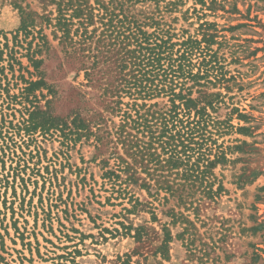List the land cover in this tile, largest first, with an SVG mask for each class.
<instances>
[{
  "label": "rangeland",
  "instance_id": "rangeland-1",
  "mask_svg": "<svg viewBox=\"0 0 264 264\" xmlns=\"http://www.w3.org/2000/svg\"><path fill=\"white\" fill-rule=\"evenodd\" d=\"M247 7L248 0H239L240 13L220 12L224 16L216 20L223 26L245 24L225 34L240 44L243 60L231 68L247 79L235 92L243 107H256L258 150L252 160L217 168L226 189L220 195L187 207L171 198L154 219L147 206L133 207L128 196L117 197L102 177L115 168L111 142L98 149L94 136L70 141L66 129L33 128L34 108L59 120L76 113L90 117L101 109L98 92L82 85L79 65L40 18L51 16V5L0 0V264H264V11L253 7L248 15ZM23 11L48 41L37 52L43 59L39 68L26 55L39 34L18 33ZM255 46L262 50L254 60L247 56ZM39 79L43 84L30 85ZM236 136L252 141L231 137ZM103 158L109 159L104 168ZM243 165L247 172L263 171L238 186L235 174ZM135 197L149 200L145 190Z\"/></svg>",
  "mask_w": 264,
  "mask_h": 264
},
{
  "label": "trees",
  "instance_id": "trees-1",
  "mask_svg": "<svg viewBox=\"0 0 264 264\" xmlns=\"http://www.w3.org/2000/svg\"><path fill=\"white\" fill-rule=\"evenodd\" d=\"M41 1L52 12L40 18L79 65L82 85L97 90L101 109L90 117L76 113L71 120H59L34 108L33 128L66 129L70 141L94 136L98 149L111 142L115 168L102 177L117 197L128 196L133 207H148L156 219V210L171 198L187 207L220 195L226 189L217 168L254 158L259 143L252 112L256 107L239 104L235 91L244 89L247 78L231 65L243 57L240 44L230 43L225 34L245 24L223 26L216 20L224 13H240L239 0ZM252 1L248 15L253 7L264 11V0ZM22 15L18 33L39 34L32 36L35 48L26 54L39 68L43 59L36 55L48 41L34 31L31 14ZM256 19L258 15L250 21ZM260 50L249 48L247 57L257 59ZM38 114L42 116L33 120ZM234 134L252 141L232 138ZM101 163L107 167L109 159ZM240 171L235 181L244 186L263 170L247 172L243 165ZM137 190H145L149 200L135 197ZM141 228H136V238Z\"/></svg>",
  "mask_w": 264,
  "mask_h": 264
}]
</instances>
